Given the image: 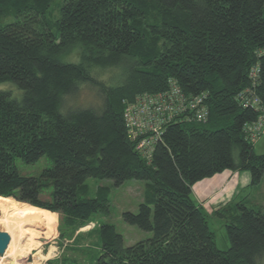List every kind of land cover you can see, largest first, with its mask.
I'll return each mask as SVG.
<instances>
[{"label":"trees","instance_id":"1","mask_svg":"<svg viewBox=\"0 0 264 264\" xmlns=\"http://www.w3.org/2000/svg\"><path fill=\"white\" fill-rule=\"evenodd\" d=\"M106 69L118 70L117 85L99 80ZM7 83L21 93L0 90V198L28 204L32 224H46L47 210L74 236L111 211L110 189L89 179L145 181L138 212L123 217L152 237L126 247L103 224L96 264H261L264 206L232 201L214 212L230 240L221 251L192 188L231 170L250 172L252 186L264 179V154L244 133L259 115L247 104L264 102V0H0ZM172 83L190 99L207 94L209 117L167 125L148 161L128 139L124 102ZM85 85L100 90V109L66 105ZM44 157L52 167L40 178L20 175L18 160Z\"/></svg>","mask_w":264,"mask_h":264},{"label":"rangeland","instance_id":"2","mask_svg":"<svg viewBox=\"0 0 264 264\" xmlns=\"http://www.w3.org/2000/svg\"><path fill=\"white\" fill-rule=\"evenodd\" d=\"M98 76L103 85H117L120 82V75L117 69H106L99 72ZM13 86L10 83L2 84L0 85V90H10L15 96L20 95L21 91L19 93ZM100 94V90L97 87L85 85L77 95L68 98L66 105L100 109L102 105ZM254 146L256 154H264V135ZM16 167H18L19 173L23 177L40 178L44 170L51 168L52 164L48 158L44 157L32 166L26 165L22 160H18ZM43 184H49V182L44 181ZM87 184L94 190H98L101 187L110 189L111 211L109 214L104 215L101 213L91 217L90 222L81 227L71 237L69 232L67 233L66 230H63L61 216L59 214L53 215L47 210H42V214L47 221L43 226L19 222L14 229H8L2 225L0 230L6 231L12 236V249L15 247L17 250H21L22 257L14 260L13 257L5 255L4 258L0 259V264H9L8 262L10 261H14L15 264H96L95 259L101 253L99 231L103 224H113L117 232L123 237L126 247L134 246L136 243L146 241V239L152 237V233L143 232L136 226L133 227L127 224L123 217L126 212L133 214L138 212L139 205L144 201L143 193L147 185L145 181L132 180L124 183L119 188L115 187L112 181L106 180L89 179ZM53 190L54 188H50L49 185L44 186L40 198L44 202L49 201ZM192 192H194V202L200 205L204 214L208 216L210 228L217 237V246L221 251H226L231 246L226 224L214 213L215 210L217 211L216 206L221 202L226 206L228 203H232L233 200L244 201L250 207L254 204L264 206V179L261 184L252 186L251 174L247 171L235 172L231 170L220 174L216 178L212 177L202 180L193 186ZM200 197L202 200H200ZM14 201L20 207H24L26 211L28 210L30 217L32 210L22 205L26 203ZM0 213L2 214L0 219L7 214L3 210ZM261 264H264V257L261 259Z\"/></svg>","mask_w":264,"mask_h":264},{"label":"built area","instance_id":"3","mask_svg":"<svg viewBox=\"0 0 264 264\" xmlns=\"http://www.w3.org/2000/svg\"><path fill=\"white\" fill-rule=\"evenodd\" d=\"M254 84L259 80V69L250 75ZM255 85V86H256ZM207 94L192 99L182 94L179 86L172 83L169 91L158 95H140L133 103H125L126 129L128 139L136 145L141 157L150 160L155 146L161 142L165 127L173 122L205 123L209 117L206 104ZM250 104L256 108L258 118L247 124L245 135L257 142L264 135V102L253 96Z\"/></svg>","mask_w":264,"mask_h":264},{"label":"bare ground","instance_id":"4","mask_svg":"<svg viewBox=\"0 0 264 264\" xmlns=\"http://www.w3.org/2000/svg\"><path fill=\"white\" fill-rule=\"evenodd\" d=\"M1 210H3L4 212H7V214L2 219H0V226L3 225V226H6L8 229H14V227L19 222H22V223L27 222V224L31 223L30 217H29V211L28 210L26 211L24 207L23 208L20 207L19 204L16 203L14 200L0 198V211ZM25 224H24V226H25ZM12 243H13V241L11 242V246H10L8 252L6 253V256L13 257L14 260L20 259L22 257L21 250H17V248H15V247H14V249H12L13 248ZM10 262H8V263L10 264ZM14 264H15V262H14Z\"/></svg>","mask_w":264,"mask_h":264},{"label":"water","instance_id":"5","mask_svg":"<svg viewBox=\"0 0 264 264\" xmlns=\"http://www.w3.org/2000/svg\"><path fill=\"white\" fill-rule=\"evenodd\" d=\"M0 213V217H1ZM12 242V237L9 233L6 231L0 230V259L4 258L6 253L8 252ZM10 264H14V262H11Z\"/></svg>","mask_w":264,"mask_h":264},{"label":"crops","instance_id":"6","mask_svg":"<svg viewBox=\"0 0 264 264\" xmlns=\"http://www.w3.org/2000/svg\"><path fill=\"white\" fill-rule=\"evenodd\" d=\"M217 176H219V175H217ZM217 176H214L213 178H216ZM218 194V193H217ZM200 196V195H199ZM200 200H202V198L200 197ZM233 201H237V200H233ZM206 202V201H205ZM221 206H225V205H223V203L221 202V203H219V205L218 206H216L217 207V210H218V208H221ZM263 206V205H262ZM216 211V210H215ZM53 214V213H52ZM54 215V214H53Z\"/></svg>","mask_w":264,"mask_h":264}]
</instances>
